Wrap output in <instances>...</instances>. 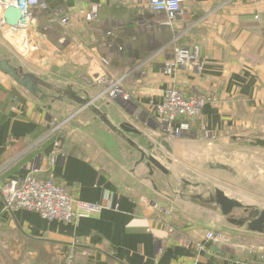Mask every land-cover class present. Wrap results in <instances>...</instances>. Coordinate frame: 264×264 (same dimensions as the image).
I'll return each instance as SVG.
<instances>
[{
	"label": "crops",
	"instance_id": "obj_1",
	"mask_svg": "<svg viewBox=\"0 0 264 264\" xmlns=\"http://www.w3.org/2000/svg\"><path fill=\"white\" fill-rule=\"evenodd\" d=\"M47 1L49 9L35 11L26 30L9 31L0 15V45L8 41L14 49L4 55L0 46V56L45 75L55 88L42 99L0 70V185L38 166L39 176L53 177L77 199L104 209L60 222L37 211H8L0 193V254L23 256L30 264H64L74 246L75 264H264V234L230 228L223 240L206 241L223 223L221 211L179 197L176 184L157 179L153 165L118 131L129 122L141 132L125 133L138 147L151 142L164 156L200 164L229 152L236 160L264 153L234 139L264 130V0H183L188 13L174 22L149 0ZM97 4L96 19L88 21L86 12ZM57 11L63 19H56ZM178 47L198 51L201 74L164 70ZM15 56L35 67L16 63ZM105 72L122 81L133 102L99 97ZM70 86L96 98L111 126L66 96ZM173 86L215 100L205 104L187 136L167 140V153L155 104ZM54 116L73 118L56 134L47 125Z\"/></svg>",
	"mask_w": 264,
	"mask_h": 264
},
{
	"label": "built area",
	"instance_id": "obj_2",
	"mask_svg": "<svg viewBox=\"0 0 264 264\" xmlns=\"http://www.w3.org/2000/svg\"><path fill=\"white\" fill-rule=\"evenodd\" d=\"M149 3L154 11L165 12L168 15V22H174L188 13L183 0H149ZM9 6H16L22 10L21 30H26L30 26L35 11L49 9L47 0H0V15L4 27L7 25L2 13ZM99 7L98 4L94 5L90 11L86 12L88 21L96 19ZM60 18H62L60 11H57L56 19ZM7 28L11 31L10 27ZM203 61L197 50L192 52L188 48L178 47L176 48V57L165 64L164 70L170 72L171 70L188 69L198 75L202 73ZM103 63L108 65V61L105 59H103ZM100 81L105 84L106 88L100 92L99 97H105L108 100H122L127 103L133 102L131 95L124 89L122 81L115 79L110 72H105ZM214 100V95L209 93L189 95L177 86L168 88L163 102L155 104L156 117L165 140L182 138L183 131L190 129V124L199 119L205 104ZM71 118L73 116L64 119H59L56 116L51 117L47 123L50 133H62ZM206 136L211 139L215 137L214 133L208 130H206ZM58 145H60L59 142H57ZM39 173L40 168L33 166L25 177L8 179L0 185V193L8 211H37L45 219L72 223L77 222L80 218L98 215L104 209L103 204L77 199L56 179L41 177ZM171 230L173 231V229ZM223 239V233L216 229L209 231L205 237L206 241L213 242ZM204 243L198 241L196 245L199 248H204ZM72 247L65 254L64 264H75V248ZM187 264L198 263L193 261Z\"/></svg>",
	"mask_w": 264,
	"mask_h": 264
},
{
	"label": "rangeland",
	"instance_id": "obj_3",
	"mask_svg": "<svg viewBox=\"0 0 264 264\" xmlns=\"http://www.w3.org/2000/svg\"><path fill=\"white\" fill-rule=\"evenodd\" d=\"M1 47L3 48L2 54L4 55H7L12 50H14L11 43H9L8 41H5V44ZM27 47L31 49L30 45ZM30 55L28 54L27 57L31 58ZM17 57L18 56H15L16 63H22L26 65V67H35L33 64H31L30 60L28 61V59L22 58L20 56L18 58ZM42 78L46 79V76L43 75ZM66 129L67 128L65 127V130ZM131 136L135 138L137 137L136 135ZM126 144L131 147L127 142ZM155 146V144H152L150 142V144L141 146V148H143V150H145L147 153L155 156L163 164H165L166 167L177 173L180 177H183L184 179L189 180L193 183L202 184L207 189H223L228 195L241 200L243 203L255 204L259 208L264 209V153L257 154V157L256 155L252 156L248 154V156H245V159H242L241 157L236 160V158L231 155V152H229L223 158L220 157L217 159L216 157H213L212 160L200 164L197 158L176 160L169 154L168 157L164 156V152H161L160 148ZM163 150L168 153L165 147H163ZM250 150L254 152V150L256 149L251 148ZM139 156H142L141 153H139ZM144 161L147 162L148 160L144 159ZM212 162H222L230 166V168L227 170L213 168L211 166ZM152 167L155 168L156 172H158L157 174L159 178L157 179H163L176 184V191L179 193V197L193 200L206 211H209L214 206H216L214 203H207L206 198H209L207 190L205 191L203 189H197L191 185H187L183 181H178L172 177L164 175L154 165ZM147 180L148 184L151 185L149 179ZM223 220L224 221L222 224H218L216 225L217 227H215L220 230L223 235L227 234V231L230 228H239L229 223L224 216ZM257 242L260 243V240L258 239ZM1 262L2 264H30L28 258H23V256H18L17 258L14 257L13 253L11 255L8 252L0 254V263Z\"/></svg>",
	"mask_w": 264,
	"mask_h": 264
},
{
	"label": "water",
	"instance_id": "obj_4",
	"mask_svg": "<svg viewBox=\"0 0 264 264\" xmlns=\"http://www.w3.org/2000/svg\"><path fill=\"white\" fill-rule=\"evenodd\" d=\"M2 16L5 20L7 27H10L12 32H17L22 29L20 21L23 17V12L20 8L16 6L7 7ZM0 70L15 80L18 84L26 88L29 92L34 95H41L42 99L48 98L49 95L46 90H54V85H52L47 80L37 76L33 72H27L23 67L15 66L12 61L8 58H3L0 56ZM100 77H97V81ZM70 91L66 92L65 95L68 96L71 100L78 103L80 107H89L93 109L105 122H107L106 116L102 111L95 105V99L91 98L88 93L85 92V96H80L77 92L72 89V86L69 87ZM56 98V97H53ZM62 95L60 99H63ZM122 104H127L126 101L119 100ZM110 126L111 124L107 122ZM116 129L115 127H113ZM119 132L122 133L123 138L133 147H135L142 155V159L148 160V165L156 166L160 171L165 175L170 176L178 181H183L187 185H191L197 189L207 190L209 198H206L207 203H214L217 208L221 211L222 215L226 220L239 228H245L249 232L264 234V209L259 208L255 204H246L241 200L231 197L223 189H207L204 185L199 183H193L189 180L180 177L177 173L165 166L159 159L155 156L147 153L142 148L138 147L136 143L126 136L127 133L141 134L133 124L129 122L122 123L120 125ZM235 140L241 142H246L252 147H262L264 148V130L257 131L255 133H250L245 136H234ZM168 151H171L170 143L167 140L162 141L161 143ZM242 159H245L243 157ZM213 168H218L222 170H227L230 168L225 163L216 162L211 164Z\"/></svg>",
	"mask_w": 264,
	"mask_h": 264
},
{
	"label": "trees",
	"instance_id": "obj_5",
	"mask_svg": "<svg viewBox=\"0 0 264 264\" xmlns=\"http://www.w3.org/2000/svg\"><path fill=\"white\" fill-rule=\"evenodd\" d=\"M183 136H187V131H183Z\"/></svg>",
	"mask_w": 264,
	"mask_h": 264
},
{
	"label": "bare ground",
	"instance_id": "obj_6",
	"mask_svg": "<svg viewBox=\"0 0 264 264\" xmlns=\"http://www.w3.org/2000/svg\"><path fill=\"white\" fill-rule=\"evenodd\" d=\"M12 38H13V36H12Z\"/></svg>",
	"mask_w": 264,
	"mask_h": 264
}]
</instances>
